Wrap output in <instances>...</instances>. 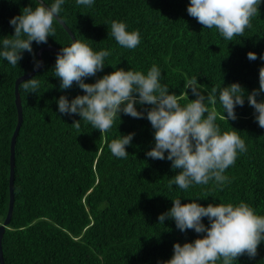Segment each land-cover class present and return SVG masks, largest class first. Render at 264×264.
I'll return each mask as SVG.
<instances>
[{
    "label": "trees",
    "instance_id": "1",
    "mask_svg": "<svg viewBox=\"0 0 264 264\" xmlns=\"http://www.w3.org/2000/svg\"><path fill=\"white\" fill-rule=\"evenodd\" d=\"M45 2L51 5L55 0ZM37 3L0 0V48L3 37L14 35L10 20ZM189 3L94 0L91 6H83L65 0L59 15L75 37L94 51L110 52L103 71L85 82L94 83L117 68L147 74L156 65L161 84L177 94L182 105L196 98L185 88L193 77L206 95L213 87L219 90L237 82L246 94L258 89L259 69L264 67V2L251 27L233 41L225 40L218 30L203 29L188 15ZM114 20L126 23L130 32L139 31L135 49L124 48L109 36ZM53 27L55 36H49L47 44L33 42L37 61L42 46L62 48L73 42L58 20ZM248 52H255L257 59L250 61ZM56 55L44 50L42 68L30 77L39 81L38 92L20 87L23 122L15 148V204L2 240L6 264H161L172 257L175 243L202 235L194 230L181 232L171 219L159 223V215L177 198L182 204L199 198L203 206L243 201L264 215V128L255 121L246 97L242 107L236 106L235 121L219 116L216 120L221 132L236 130L247 148L238 152L235 163L225 171L228 181L223 188L210 181L186 190L173 184L169 190L168 183L179 170L173 171L167 159L147 157L154 147V130L146 118L117 114L111 129L101 135L84 121L76 130L72 124L81 119L79 115L59 113L61 95L71 100L84 93L75 84L61 91L53 70ZM33 69L31 53L24 52L15 67L0 57V224L10 205L11 140L18 123L15 82ZM218 94L215 107L223 115ZM257 99L264 100V93ZM136 107L144 111L146 106ZM130 133L135 136L126 146L127 158L112 155L110 142ZM203 223L208 225V219ZM257 253L255 258L244 254L233 264H264V241Z\"/></svg>",
    "mask_w": 264,
    "mask_h": 264
},
{
    "label": "clouds",
    "instance_id": "2",
    "mask_svg": "<svg viewBox=\"0 0 264 264\" xmlns=\"http://www.w3.org/2000/svg\"><path fill=\"white\" fill-rule=\"evenodd\" d=\"M64 2L55 0L46 6L45 0H38L35 8L31 5L23 8L22 14L9 22L14 35L2 38L0 57L15 67L23 59V53L28 52L33 55V70L39 69L43 61L35 59L33 42L47 44L49 36H55L53 24L60 19ZM262 2L264 0H190L187 13L203 29L218 30L225 40L233 41L251 27V20ZM76 3L91 6L94 0H76ZM109 36L127 49H135L140 43L139 31H128L126 23L121 21L110 23ZM109 55V51H94L79 39H73L70 46L60 49L53 70L54 76L61 81V91L75 84L84 94L71 100L61 95L57 100L59 113L79 115L81 119L72 124L76 130L84 121L101 135L111 129L117 114L146 118L154 130V147L147 151V157L167 159L171 161L173 171L179 170L170 179L169 190L173 184L186 190L190 185H208L210 181L222 189L228 181L225 171L235 163L238 152H246L247 148L236 130L221 132L216 120L219 116L235 121L236 106L242 107L246 97L254 109L255 121L264 128V100L257 99L264 93V67L259 69V88L247 94L237 82L219 90L213 87L206 95L202 84L193 77L185 82V88L191 89L196 98L182 105L180 97L170 93L166 84H161V71L156 65L147 74L117 68L94 83H86L87 78L103 71L105 58ZM247 58L255 61L257 54L248 52ZM19 87L38 92L39 81L33 77L20 82ZM217 92L223 115L215 107ZM137 104L146 106L145 110L138 111ZM134 136L135 133H130L113 139L108 145L112 155L126 159V146L132 143ZM172 200L173 206L159 215V223L171 219L181 232L194 230L202 235L191 242L175 243L172 257L161 264H233L244 254L250 258L258 254V246L264 241V215H258L247 203L221 202L203 206L197 202L199 198L186 204H182L180 198ZM204 218L208 219V225L203 223Z\"/></svg>",
    "mask_w": 264,
    "mask_h": 264
},
{
    "label": "water",
    "instance_id": "3",
    "mask_svg": "<svg viewBox=\"0 0 264 264\" xmlns=\"http://www.w3.org/2000/svg\"><path fill=\"white\" fill-rule=\"evenodd\" d=\"M38 1V0H37ZM46 6L47 3L45 2ZM60 17V19H59ZM58 21L62 23V25L65 27V29L68 31V33L71 35L72 39H77L75 37L74 32L71 30V28L65 23V21L61 18L59 15ZM61 48L55 46V45H44L38 50V61H43L42 53L44 50H51L55 51L58 53ZM43 66V64H42ZM42 66L39 69H36L35 71L32 70L30 72H27L20 77L17 78L15 82V101L18 109V123L16 126V129L13 133L12 140H11V174H10V205H9V210L6 219L4 220L3 223L0 224V263L1 264H6L5 257H4V252H3V236L6 231V228L8 224L11 221L12 215H13V209H14V204H15V195H14V189H15V163H16V158H15V148H16V142H17V137L23 122V105H22V99H21V94H20V87L19 84L20 82L30 78L33 74L38 72Z\"/></svg>",
    "mask_w": 264,
    "mask_h": 264
}]
</instances>
